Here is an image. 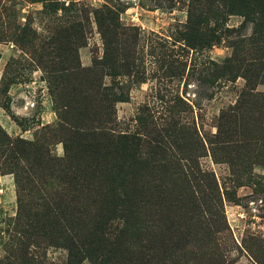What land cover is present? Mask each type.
Returning <instances> with one entry per match:
<instances>
[{
	"label": "rangeland",
	"instance_id": "rangeland-1",
	"mask_svg": "<svg viewBox=\"0 0 264 264\" xmlns=\"http://www.w3.org/2000/svg\"><path fill=\"white\" fill-rule=\"evenodd\" d=\"M93 132L189 141L211 183L183 264H264V0H0V264L68 263L38 212H91L66 145Z\"/></svg>",
	"mask_w": 264,
	"mask_h": 264
},
{
	"label": "trees",
	"instance_id": "trees-1",
	"mask_svg": "<svg viewBox=\"0 0 264 264\" xmlns=\"http://www.w3.org/2000/svg\"><path fill=\"white\" fill-rule=\"evenodd\" d=\"M81 137L77 152L66 145L75 171L69 180L89 174L94 207L75 212L58 201L38 212L51 243L68 249L67 264L185 263L196 236L191 228L202 222L206 205L199 186L211 183L206 171L183 161H192L197 148L188 141L180 147L189 155L182 157L160 145L143 153L138 136Z\"/></svg>",
	"mask_w": 264,
	"mask_h": 264
}]
</instances>
